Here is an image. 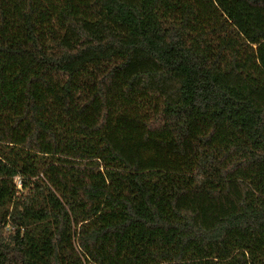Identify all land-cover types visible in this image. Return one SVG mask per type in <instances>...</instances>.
I'll return each instance as SVG.
<instances>
[{
    "label": "trees",
    "instance_id": "16d2710c",
    "mask_svg": "<svg viewBox=\"0 0 264 264\" xmlns=\"http://www.w3.org/2000/svg\"><path fill=\"white\" fill-rule=\"evenodd\" d=\"M0 264H264V0H0Z\"/></svg>",
    "mask_w": 264,
    "mask_h": 264
},
{
    "label": "built area",
    "instance_id": "2783aa9c",
    "mask_svg": "<svg viewBox=\"0 0 264 264\" xmlns=\"http://www.w3.org/2000/svg\"><path fill=\"white\" fill-rule=\"evenodd\" d=\"M17 179V182H18V186L21 187V181H20V178H16Z\"/></svg>",
    "mask_w": 264,
    "mask_h": 264
}]
</instances>
